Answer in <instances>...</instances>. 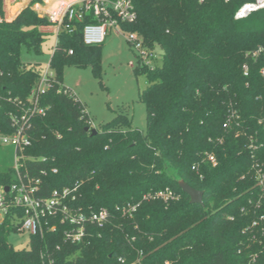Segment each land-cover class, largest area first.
<instances>
[{"label": "trees", "instance_id": "obj_1", "mask_svg": "<svg viewBox=\"0 0 264 264\" xmlns=\"http://www.w3.org/2000/svg\"><path fill=\"white\" fill-rule=\"evenodd\" d=\"M247 1L133 0L138 18L123 28L164 53L161 66L138 57L135 69L147 77L140 92L146 132L123 114L86 131L94 127L84 103L60 91L68 88L63 70L99 68L103 44L85 45L83 24L60 33L51 59L56 81L39 101L46 113L31 117L32 144L17 153L47 191L77 186V205L106 208L110 220L91 225L80 243L60 226L16 249L9 236L19 224L8 215L0 222V264H264V239L248 229L264 213L257 179L264 172V55L253 57L264 47V9L237 20ZM49 23L32 6L0 21V134L15 131L11 114L21 118L44 71L26 65L22 52H40ZM14 179V168L0 172V185ZM179 179L204 192V205L190 200ZM168 187L177 199L144 198ZM129 202L137 209L124 215L118 207Z\"/></svg>", "mask_w": 264, "mask_h": 264}, {"label": "built area", "instance_id": "obj_2", "mask_svg": "<svg viewBox=\"0 0 264 264\" xmlns=\"http://www.w3.org/2000/svg\"><path fill=\"white\" fill-rule=\"evenodd\" d=\"M36 5L35 10L41 17L48 18L49 24L42 30L53 32L56 41L53 52L60 40V33L67 31L73 33L78 24H83L81 34L85 45H102L109 31L115 29L127 35L132 48L138 53L142 63L151 67L155 58L159 56L156 48H150L143 36L135 31H127L124 24H134L138 18L136 6L133 0H42ZM264 9V0H251L243 3L236 11L235 18L249 17L255 11ZM71 53L74 51L70 50ZM264 55V47H259L254 53L256 58ZM245 74L248 65H244ZM264 75V68L261 70ZM56 81V72L51 67V61L44 69L35 88L28 99V105L21 118L11 114V121L15 127L13 133L0 134V146L13 144L16 147V165L14 167L15 179L6 186L0 185V222L8 215L14 216V221L19 224V231L28 232L30 235H42L48 231H57L60 226H65L64 235L72 244L85 240L91 225L103 228L110 220V211L106 208L86 212L76 203L78 187L56 188L47 191L41 177L33 176L28 170H24L22 156L17 153L32 144V139L27 133L30 119L33 116L44 115L46 107L40 101L42 93L52 89ZM63 93L77 98L76 93L66 88ZM264 125V120H261ZM91 124L92 121H91ZM208 158L215 165L216 156L209 154ZM53 173L58 172L52 169ZM257 179L264 188V172L262 168L257 170ZM178 193L171 188L160 189L155 193L145 194L144 198L162 199L166 202L175 200ZM261 199L259 201V204ZM138 205L127 203L118 207L124 215L132 213ZM21 212V215L19 214ZM255 239H264V213L255 218L248 226ZM124 261L123 259H120Z\"/></svg>", "mask_w": 264, "mask_h": 264}, {"label": "rangeland", "instance_id": "obj_3", "mask_svg": "<svg viewBox=\"0 0 264 264\" xmlns=\"http://www.w3.org/2000/svg\"><path fill=\"white\" fill-rule=\"evenodd\" d=\"M42 0H0V16L13 20L25 7L32 6L35 10ZM45 41L40 52H28L23 49V61L26 65L47 67L53 57V47L56 35L44 33ZM101 48L99 68L92 64L86 66L70 65L63 70V83L76 93L84 103L92 118V126L101 128L113 121L117 115H124L133 124L146 132L148 129L147 108L140 98V92L147 87V77L144 73H136L138 53L130 45L127 35L115 29L109 35ZM159 56L154 59L152 66L163 64V50L157 48ZM16 147L13 144L0 146V172H5L16 165ZM10 241L16 249H24L30 245V234L26 231L12 232Z\"/></svg>", "mask_w": 264, "mask_h": 264}, {"label": "water", "instance_id": "obj_4", "mask_svg": "<svg viewBox=\"0 0 264 264\" xmlns=\"http://www.w3.org/2000/svg\"><path fill=\"white\" fill-rule=\"evenodd\" d=\"M86 131H91L93 134L97 132V129L91 128L90 126L86 128ZM178 183L180 184V187L182 190L190 197V200L193 203H198L201 205H204V192L191 186L189 183H186L183 179H179ZM6 189L9 190L8 186H6Z\"/></svg>", "mask_w": 264, "mask_h": 264}, {"label": "crops", "instance_id": "obj_5", "mask_svg": "<svg viewBox=\"0 0 264 264\" xmlns=\"http://www.w3.org/2000/svg\"><path fill=\"white\" fill-rule=\"evenodd\" d=\"M47 33H51V32H47ZM72 89V88H71ZM88 111V110H87Z\"/></svg>", "mask_w": 264, "mask_h": 264}]
</instances>
